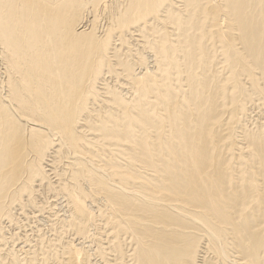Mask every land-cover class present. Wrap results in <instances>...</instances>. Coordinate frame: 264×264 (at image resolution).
<instances>
[{"label": "bare ground", "instance_id": "1", "mask_svg": "<svg viewBox=\"0 0 264 264\" xmlns=\"http://www.w3.org/2000/svg\"><path fill=\"white\" fill-rule=\"evenodd\" d=\"M0 264H264V0H0Z\"/></svg>", "mask_w": 264, "mask_h": 264}, {"label": "rangeland", "instance_id": "2", "mask_svg": "<svg viewBox=\"0 0 264 264\" xmlns=\"http://www.w3.org/2000/svg\"><path fill=\"white\" fill-rule=\"evenodd\" d=\"M103 10L100 12V19H99V23H98V25H97V28H96V31H97V33L98 34H100V36L102 35L101 34V32L102 31H104V29H106V27H107V15H108V11H105V12H103ZM103 14V15H102ZM90 15V16H89ZM92 15V16H91ZM89 17H90V19H89ZM93 18V14L91 13V12H89L88 14H87V19L85 20V21H87L86 22V28H88V26L90 27V25H91V23H90V21H88V20H91ZM89 22V23H88ZM96 33V34H97ZM53 199V198H52ZM51 200V199H50ZM53 201V200H52ZM58 202H59V200H57ZM60 204V203H59ZM58 206H61V207H59V208H57ZM57 208V209H56ZM65 209V207L63 206V205H57V206H55V209L60 213V214H62L63 212H64V210L63 209ZM60 209H61V211H60ZM40 219V217L38 218V220ZM43 219V220H42ZM36 220V219H35ZM33 221L31 224L32 225H34L35 223H36V221ZM39 221H41V227L42 228H45L44 230L46 231V233H48L47 235H52L51 234V232L49 231V229H48V226H49V222H48V219L45 217V218H43V217H41V219L39 220ZM38 221V222H39ZM46 223H45V222ZM44 222V223H43ZM39 224H40V222H39ZM43 224H46V225H43ZM44 226V227H43ZM33 229H36V225H34V227L33 226H31ZM47 227V228H46ZM47 229V230H46ZM49 237V236H48Z\"/></svg>", "mask_w": 264, "mask_h": 264}]
</instances>
